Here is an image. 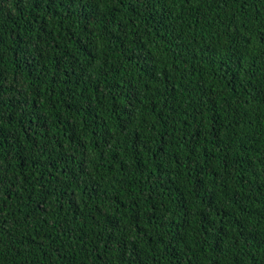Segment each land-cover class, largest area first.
Here are the masks:
<instances>
[{
  "label": "trees",
  "instance_id": "obj_1",
  "mask_svg": "<svg viewBox=\"0 0 264 264\" xmlns=\"http://www.w3.org/2000/svg\"><path fill=\"white\" fill-rule=\"evenodd\" d=\"M0 264H264V0H0Z\"/></svg>",
  "mask_w": 264,
  "mask_h": 264
}]
</instances>
